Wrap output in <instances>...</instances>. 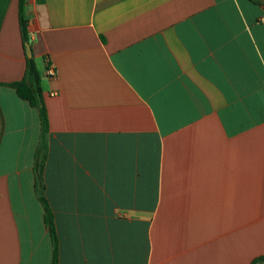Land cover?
<instances>
[{
	"label": "crops",
	"instance_id": "0c3cea01",
	"mask_svg": "<svg viewBox=\"0 0 264 264\" xmlns=\"http://www.w3.org/2000/svg\"><path fill=\"white\" fill-rule=\"evenodd\" d=\"M19 5L0 0V264H52L42 191L59 264H264V0H26L35 72Z\"/></svg>",
	"mask_w": 264,
	"mask_h": 264
},
{
	"label": "trees",
	"instance_id": "16d2710c",
	"mask_svg": "<svg viewBox=\"0 0 264 264\" xmlns=\"http://www.w3.org/2000/svg\"><path fill=\"white\" fill-rule=\"evenodd\" d=\"M25 5H26V0H20V5H19L20 25H21L23 39L25 42V52H26V48H27L26 46L27 44H30L29 43L30 40L28 36V21L25 18ZM28 62L35 72V64L33 58L32 57L28 58ZM8 86L13 88L17 92V95L22 100L28 102L32 107L40 109L41 125H42L43 137H44L49 130V120L47 117L45 106L44 105L39 106V103L41 101L40 94L36 95L33 92V90L28 85L26 78H24L20 82L8 84ZM39 200L44 208V212H45L44 221H45V225L49 230V234L52 241V248H53L52 264H59L60 244H59V237L55 223V216L43 191L39 193Z\"/></svg>",
	"mask_w": 264,
	"mask_h": 264
},
{
	"label": "built area",
	"instance_id": "2783aa9c",
	"mask_svg": "<svg viewBox=\"0 0 264 264\" xmlns=\"http://www.w3.org/2000/svg\"><path fill=\"white\" fill-rule=\"evenodd\" d=\"M46 74H47L48 77L53 78V77L56 76V71H55V69L53 67L48 66V69L46 70Z\"/></svg>",
	"mask_w": 264,
	"mask_h": 264
},
{
	"label": "water",
	"instance_id": "95a60500",
	"mask_svg": "<svg viewBox=\"0 0 264 264\" xmlns=\"http://www.w3.org/2000/svg\"><path fill=\"white\" fill-rule=\"evenodd\" d=\"M27 48H26V52H27V55H28V57H32V50H31V47H30V45L29 44H27V46H26Z\"/></svg>",
	"mask_w": 264,
	"mask_h": 264
}]
</instances>
